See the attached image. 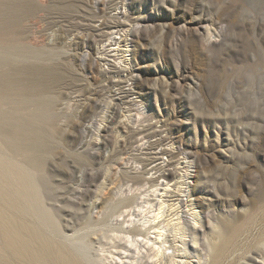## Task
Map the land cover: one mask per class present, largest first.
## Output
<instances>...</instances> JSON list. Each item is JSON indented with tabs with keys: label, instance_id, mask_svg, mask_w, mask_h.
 Wrapping results in <instances>:
<instances>
[{
	"label": "rangeland",
	"instance_id": "1",
	"mask_svg": "<svg viewBox=\"0 0 264 264\" xmlns=\"http://www.w3.org/2000/svg\"><path fill=\"white\" fill-rule=\"evenodd\" d=\"M11 1L15 12L0 15L2 68L50 66L61 77L0 103V120L32 133L25 142L37 148L24 159L0 137V160L43 178L42 206L55 226L36 200L2 204L71 264H104L121 211L137 207L143 217L148 200L154 208L164 197L184 202L188 183L203 222L193 263L208 239L217 243L213 264L264 257V0ZM104 44L129 49L127 71L100 58ZM163 149L172 153L157 162L176 176L141 179L144 162ZM7 175L5 187L30 193ZM175 208L167 214L190 217L183 204ZM0 264H18L1 236Z\"/></svg>",
	"mask_w": 264,
	"mask_h": 264
},
{
	"label": "bare ground",
	"instance_id": "2",
	"mask_svg": "<svg viewBox=\"0 0 264 264\" xmlns=\"http://www.w3.org/2000/svg\"><path fill=\"white\" fill-rule=\"evenodd\" d=\"M0 2V15L6 16L15 12L16 3L14 4L11 0L8 2ZM128 50L129 49H123L121 54H118L121 49L104 44L100 49L101 55L104 57L101 56L100 58H105L106 56H109V58L112 57V59L107 58L110 60V67L124 72L128 70V64H130ZM262 60L263 58H260V62H262ZM251 67L254 73L256 69H260L258 68L259 66L257 67V63L254 62L251 64ZM60 77L61 75L59 72L50 66L29 64L3 69L0 64V103L8 101L12 98L11 94L15 92L23 94L25 92L27 93L29 90L38 92L39 90L48 89L54 81L57 80V82H59L58 79H60ZM121 92L125 96H128L130 93L127 88L121 89ZM39 104L40 103H38V105ZM31 135L32 133H29L15 122L0 120V137L8 141V148L12 152H18L24 159H30V151L37 150L36 147L25 142ZM164 152L168 154L172 153V151L167 149H163L160 152L155 151L156 155H150L144 162L145 168L142 170V173L139 174L141 175V179L144 178V174L150 175L148 176V179H151L150 181H152L156 175L165 176V178L176 176L175 174L177 172H174L168 167L164 168L165 165H170L169 162L166 164L157 162L159 158L157 154ZM2 163L3 161L0 160V236L9 255H11L18 264H46V262L51 264H71L68 256L62 253L61 249H56V244L51 241L52 239L42 234L39 231L40 229L37 230L33 228V226L23 218L13 215L10 208L8 210L3 205L5 201L14 205V195L19 197L20 206L23 208H31L33 204H35L33 201L36 200L38 201L36 209H39V212L44 216L43 220H45V223L49 226L54 227L52 211L42 206L43 204L45 205L44 197H46L43 190L45 186L43 178L39 179V177H33L30 175L31 173L29 170L21 169L19 166L6 169L2 166ZM164 170H168L169 172L163 173ZM127 172L128 168L124 166L123 173ZM157 172L158 174H156ZM7 174L10 176L13 175L14 177L16 176L19 183L25 186L30 193H21L22 191L20 192L19 190L18 195V193L5 187L3 183H1V179L4 175L6 177ZM139 175L136 174L131 178H139ZM186 184L188 188L186 195L187 199H185L184 202L180 198L178 202L176 201V203H174L160 194L164 199H157L159 203L158 207H155L156 209L154 208L156 204L149 203V200L147 201L148 205H146L147 209L145 211L150 215L142 217L141 210L133 206L121 211L118 216L121 217V219L117 217L115 225L109 226L110 230L117 231V233L119 232L120 234H115L109 239V248L104 250L107 251L108 255L100 256L104 264H213L217 243L210 239H208L207 242L206 254L203 257H197L195 263L191 260L190 254L193 251H199L198 232L202 230L203 222L201 216L195 210L194 202L192 198H190L189 185L188 183ZM166 188L171 189V187H165V189ZM97 200L98 199H96L95 202ZM180 204L185 206L187 214L190 217H184L178 213L170 215L172 209L175 206L176 208L179 207ZM168 210H170V214H167ZM125 215H129V219L126 220ZM211 225L215 233V239L221 240L223 234L219 224L212 223ZM199 226L201 228H199ZM117 240H119V242H117ZM246 262L247 264H264V257L254 256L248 258Z\"/></svg>",
	"mask_w": 264,
	"mask_h": 264
}]
</instances>
